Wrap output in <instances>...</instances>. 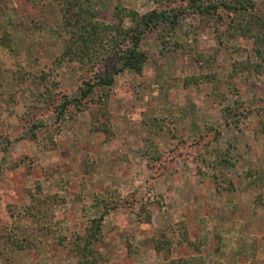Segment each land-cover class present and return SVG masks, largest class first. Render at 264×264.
<instances>
[{
	"label": "rangeland",
	"instance_id": "rangeland-1",
	"mask_svg": "<svg viewBox=\"0 0 264 264\" xmlns=\"http://www.w3.org/2000/svg\"><path fill=\"white\" fill-rule=\"evenodd\" d=\"M173 1V6L187 2ZM258 2L263 8L259 17L264 19V0ZM96 3L99 20L108 24L114 23L117 6L131 8L136 14L155 7L152 0ZM2 8L0 29L9 36L7 45L10 43L12 51L0 59L6 65L12 59L25 70L23 82L14 88L10 71L0 68V234L10 230L18 237L28 235L26 247H31L11 249L12 264H77L74 254L67 251L70 237L83 235L90 220L99 218L90 209L92 198L107 191H117L127 199L102 221V238L96 246L104 259L101 264H168L178 257L191 258L187 264H264V183L258 190L246 185L242 199L236 200L234 192L233 198L214 194L206 172H202L203 182L198 172L203 171L200 162L204 156L214 159V144L223 149L228 141L237 161L233 169L221 171L234 188L249 163L238 160L240 156L246 154L251 167L264 172V134L253 132L255 119L249 117L224 129L221 118L222 108L234 100L245 101L252 95L264 99V75L248 80L242 72L229 76L232 63L256 61L252 39L236 36L220 45L215 33L224 31L225 25L215 22L214 15L187 12L179 18L174 33L164 38V50L156 34L148 32L140 43L147 57L140 72L124 70L106 88L104 111L112 116V137L107 140L91 124V105L88 98L80 99L79 91L87 81L108 71L114 61L104 60L90 69L76 58L61 59L67 36L51 0L34 6L25 0H0ZM39 75L48 80L55 97L70 101L58 131L50 114L55 104L42 105L45 90ZM189 77L205 79L183 86ZM74 100H79L78 105ZM34 102L40 110L33 121L42 118L52 126L54 146L44 144L47 141L40 132L34 140L22 121ZM151 141L157 158L150 157ZM241 169L243 173L238 175ZM36 183L42 197L55 200L45 209L52 223H60L64 246L34 244L30 238L39 235L34 223L12 218L17 209L30 206L26 190ZM256 195L261 197L259 201H255ZM148 196L158 198L163 207L145 204ZM7 206L14 215L9 216ZM146 211L150 218L144 225L138 219ZM173 223L186 228L191 245L154 255L128 254L126 244L131 242L136 251L140 246L151 248L157 230ZM230 234L236 235L232 242Z\"/></svg>",
	"mask_w": 264,
	"mask_h": 264
},
{
	"label": "trees",
	"instance_id": "trees-1",
	"mask_svg": "<svg viewBox=\"0 0 264 264\" xmlns=\"http://www.w3.org/2000/svg\"><path fill=\"white\" fill-rule=\"evenodd\" d=\"M25 1L27 4L34 6L42 0ZM152 1L155 7L143 14H136L131 8L127 9L117 6L113 13L114 23L108 24L98 18L97 0H51L60 15V27L67 36L60 55L61 59L68 61L76 58L81 63H87L86 65L90 69L101 66L104 60L111 59L114 61L108 71L95 76L92 82L87 81L84 84V88L79 91L80 99L88 98L87 102L91 105L89 110L91 124L93 126L96 125L95 128L104 133L107 140L112 137L110 134L111 128L109 127L112 116L104 111L107 105L108 90L106 88H109L113 84L114 78L124 70H130L135 73L140 72V68L147 58L145 52L141 50L140 43L148 32L156 34V40H158L162 50H164L163 46L166 41L164 38L174 33L179 18L185 15L186 12L187 14H197L199 16L214 15L215 22L223 23L225 25L224 31L215 33V40L220 45H223L227 39L236 36L252 39L251 50L256 61L245 60L236 63V65L232 63L230 77L238 72L246 74L245 80L264 75V19L259 17L263 8L259 7L261 3L259 4L258 0H187L183 6L181 4L173 6L176 4L173 0ZM161 4L163 5L161 6ZM5 8L0 9V11L2 12ZM124 21L127 22L126 25L123 24ZM254 31L258 34H255ZM8 38L9 36L5 34L4 29H0V57H2L1 55L5 57L4 53L12 51L10 43L9 46L7 45ZM0 68L1 70L8 69L10 71L14 88H18L23 82L25 70L14 60L9 59V63L6 65L4 60L0 59ZM39 76L45 90V98L42 101V105L47 107L51 103L55 104L50 114L55 117L56 125L54 129L58 131L59 121L63 120L62 117L66 106L70 104V101H66V97H62L60 100V96L55 97L56 94L51 93L45 76ZM203 79L205 77L201 81ZM188 81L195 85L201 82L198 77H189L185 80L183 86L188 85ZM228 91L236 95V90L233 88L228 87ZM73 102L78 105L79 100H74ZM39 110L40 105L34 102L31 110L28 111L29 113L22 115V121L26 122L27 127L31 131L30 135H33L34 140H36V137H34L35 133L40 132L44 141H47L44 144H49V147L54 146L52 139L54 133L51 135L50 132L52 131V126L46 124L42 118H39V121L43 120L41 124H39V121L38 123L33 121V117ZM41 116L39 114V117ZM249 117L255 119V130L252 129L253 132L256 135L264 134L263 98L252 95L251 99L245 101L234 100L231 106L222 108V128H233L240 120L242 121ZM216 135H218V131H216ZM229 143L230 141L227 142L223 149L218 148L214 144V159L206 158V156L203 157L202 161L200 159L203 171H198L199 180L203 182V173L206 172V176L212 181L214 194L220 197L226 194L232 197L235 191L232 182L227 178H223L224 174L221 171L224 167L233 169L237 161L234 155L235 148L231 147V145L229 146ZM150 146L152 148L150 157L157 158L154 155L155 143L151 141ZM245 159L249 163L242 179L245 185L258 190L264 183V172L251 167L250 160L246 157V154L240 156L238 160L246 161ZM26 193L30 206L17 209L16 215L7 206L9 208V216L14 215L12 216L13 219L14 217L25 218L34 223L36 231L39 233L38 236L30 238L34 244L41 246L49 243L55 246H64L66 244L64 241L65 235L60 223H52L45 209V206L54 204L55 200H52L53 197H42L39 193L38 183L32 189H27ZM260 198V196L256 195L255 201H259ZM126 199L125 196H122L117 191L94 194L92 198L93 205H90V209L95 210L99 218L97 220L91 219V224L84 229L83 235L74 238L70 237L69 241L71 242L68 243L67 251L74 254L77 264H101L103 262L104 259L100 254V250L96 247L97 245L99 246L102 238L100 233L102 221L110 211L120 208V204L126 203ZM132 203V201H129V206L132 207ZM144 203H155L158 208L163 207L161 201L153 196L144 198ZM229 210H232V208H229ZM143 218L142 220L140 217L138 222L144 225L148 224L150 213L146 211ZM235 236V234H230L228 238L232 242ZM28 240V235L18 237L12 234L10 230L0 234V264H12L11 249L21 251L25 248H31L26 247L28 246L26 245ZM150 241L151 249L155 252H170L171 249L174 250L192 244L191 241H188L186 228L178 223H173L157 230ZM131 244V242L126 244L127 252L129 255L135 256L138 250H134ZM191 260V258L178 257L169 261L168 264H187Z\"/></svg>",
	"mask_w": 264,
	"mask_h": 264
},
{
	"label": "crops",
	"instance_id": "crops-1",
	"mask_svg": "<svg viewBox=\"0 0 264 264\" xmlns=\"http://www.w3.org/2000/svg\"><path fill=\"white\" fill-rule=\"evenodd\" d=\"M243 170L244 169H241L240 170V173H239V171H238V175H242V173H243ZM245 189H247V187H246V185H245V183H244V181H243V179H240L239 180V182H238V185H236L235 186V191H234V194L236 195V200H241L242 199V197H241V192H243ZM249 191V190H248ZM221 199V198H220ZM186 206V205H185ZM177 218V217H176ZM182 219H184V217L183 218H179V220L181 221ZM139 247V246H138ZM138 254L137 255H143V254H149V252H152V254L154 255L155 254V251L153 250V249H151V248H149V247H147V248H145V247H141L140 246V248H138Z\"/></svg>",
	"mask_w": 264,
	"mask_h": 264
}]
</instances>
